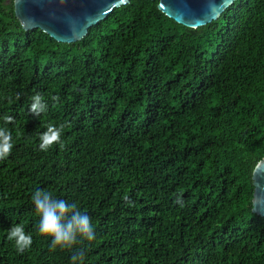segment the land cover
Returning a JSON list of instances; mask_svg holds the SVG:
<instances>
[{
  "label": "trees",
  "instance_id": "obj_1",
  "mask_svg": "<svg viewBox=\"0 0 264 264\" xmlns=\"http://www.w3.org/2000/svg\"><path fill=\"white\" fill-rule=\"evenodd\" d=\"M50 124L65 125L62 144L41 151ZM0 127L13 138L0 160V264H70L39 234L36 190L91 218L84 264H264V218L250 211L264 0H235L195 29L129 0L71 44L23 31L0 0ZM16 225L32 235L23 253L8 238Z\"/></svg>",
  "mask_w": 264,
  "mask_h": 264
},
{
  "label": "water",
  "instance_id": "obj_2",
  "mask_svg": "<svg viewBox=\"0 0 264 264\" xmlns=\"http://www.w3.org/2000/svg\"><path fill=\"white\" fill-rule=\"evenodd\" d=\"M129 0H12L14 17L23 31L38 29L57 43L71 44ZM168 19L189 29L216 20L235 0H149ZM250 211L264 218V157L251 173Z\"/></svg>",
  "mask_w": 264,
  "mask_h": 264
},
{
  "label": "clouds",
  "instance_id": "obj_3",
  "mask_svg": "<svg viewBox=\"0 0 264 264\" xmlns=\"http://www.w3.org/2000/svg\"><path fill=\"white\" fill-rule=\"evenodd\" d=\"M30 99L29 111L34 116L47 111L48 104L43 95L36 93ZM59 99V96L51 97L54 103L59 102ZM4 120L5 124L14 122V118L10 115L5 116ZM64 128V124L48 125L47 130L39 136V149L47 151L54 144H62L61 136ZM12 139L11 131L6 127H0V160L11 154ZM31 199L35 213L39 217V234L50 239V247L53 250L58 248L71 251L70 264H84V251L76 246L84 241L91 242L95 239V227L91 218L83 213L75 202L69 203L63 199H57L46 190L34 191ZM8 238L15 242L19 253L25 252L33 243L32 235L26 233L21 225L11 227L8 230Z\"/></svg>",
  "mask_w": 264,
  "mask_h": 264
}]
</instances>
